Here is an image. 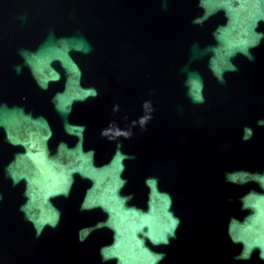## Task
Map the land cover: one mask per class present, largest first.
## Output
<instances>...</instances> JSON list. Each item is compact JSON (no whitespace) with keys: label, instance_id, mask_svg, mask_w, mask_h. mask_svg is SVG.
<instances>
[{"label":"water","instance_id":"95a60500","mask_svg":"<svg viewBox=\"0 0 264 264\" xmlns=\"http://www.w3.org/2000/svg\"><path fill=\"white\" fill-rule=\"evenodd\" d=\"M0 264H264V0H0Z\"/></svg>","mask_w":264,"mask_h":264}]
</instances>
